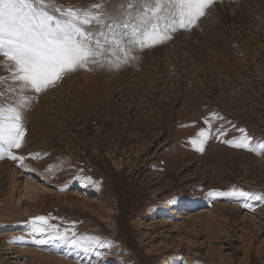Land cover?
<instances>
[{"label": "rangeland", "instance_id": "rangeland-1", "mask_svg": "<svg viewBox=\"0 0 264 264\" xmlns=\"http://www.w3.org/2000/svg\"><path fill=\"white\" fill-rule=\"evenodd\" d=\"M55 2L103 3L123 20L131 0ZM214 6L161 49L79 69L37 96L12 150L23 166L0 159V264H264V0ZM13 87L0 82V102ZM210 113L228 133L200 152L189 138ZM240 129L256 151L222 142ZM233 189L252 195H209ZM37 216L57 228L35 231ZM65 230L111 244L74 248Z\"/></svg>", "mask_w": 264, "mask_h": 264}, {"label": "snow or ice", "instance_id": "snow-or-ice-1", "mask_svg": "<svg viewBox=\"0 0 264 264\" xmlns=\"http://www.w3.org/2000/svg\"><path fill=\"white\" fill-rule=\"evenodd\" d=\"M217 0H131L128 16L123 20L111 16L103 3L88 7H63L55 0H0V66L16 87L8 88L9 102H0V159L7 155L23 166L25 157L12 150L21 149L26 129L24 113L40 93L54 87L65 75L79 69L91 71L94 67L117 70L137 59L136 53L165 44L178 31L198 27L202 18L210 14ZM134 5L139 9L133 15ZM34 93V95H26ZM5 93L0 91V100ZM217 113L203 120L205 127L189 138L197 151L203 152L215 132L216 138L227 136L228 129L213 128ZM196 122H192L195 126ZM240 136L222 142L238 149L256 151L252 137L240 129ZM264 149V145H261ZM41 154L29 153L33 158ZM51 167V166H50ZM211 196H251L242 189L229 193L210 192ZM34 230L45 232L48 218L32 219ZM75 223V222H73ZM65 238L72 247L89 250L108 247L111 242L88 234L77 235L65 230Z\"/></svg>", "mask_w": 264, "mask_h": 264}, {"label": "bare ground", "instance_id": "bare-ground-1", "mask_svg": "<svg viewBox=\"0 0 264 264\" xmlns=\"http://www.w3.org/2000/svg\"><path fill=\"white\" fill-rule=\"evenodd\" d=\"M239 1V0H238ZM125 6V5H124ZM226 6V5H225ZM138 7L139 6H135V9H138ZM215 7V6H214ZM115 8L113 7L112 9H111V12L114 10ZM121 9V8H120ZM119 9V10H120ZM134 9V8H133ZM215 9H216V7H215ZM232 9V8H231ZM119 10H117L118 12H119ZM212 10H214V8L212 9ZM217 10V9H216ZM121 11V10H120ZM134 10H132V12H133ZM137 11V10H136ZM215 11V10H214ZM135 12V11H134ZM133 12V13H134ZM215 12H217V11H215ZM215 12H214V14H215ZM113 13V12H112ZM125 13V12H124ZM123 13V14H124ZM225 13V12H224ZM114 14V13H113ZM128 14V13H127ZM222 14V13H221ZM134 15V14H133ZM126 17V16H125ZM167 43V42H166ZM162 46L163 45H158V46H156V48H154V49H156V50H158V49H161L162 48ZM158 64V63H157ZM155 68V67H154ZM160 70V69H159ZM157 72V71H156ZM159 76V75H158ZM156 83V82H155ZM9 173H11V172H9ZM12 177H14V174H12ZM25 189L28 191V192H31V190L32 189H37V186H35V185H33V183L32 184H29L28 186H25ZM28 194V193H27ZM235 211V210H234ZM198 212V211H197ZM232 212V211H231ZM192 214V213H191ZM190 216V215H189ZM248 215H246V217H247ZM37 252V251H36ZM33 254V253H32ZM31 254V255H32ZM34 256H36V253H34L33 254ZM37 255H38V253H37ZM39 256H41V257H47V256H45V255H42V254H39ZM56 261H58V260H56ZM58 262H60V261H58ZM61 263H63V262H61ZM64 264H66V263H64ZM70 264V263H69Z\"/></svg>", "mask_w": 264, "mask_h": 264}]
</instances>
